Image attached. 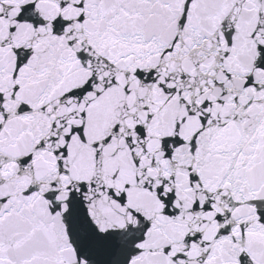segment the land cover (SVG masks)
<instances>
[{
  "label": "snow or ice",
  "instance_id": "snow-or-ice-1",
  "mask_svg": "<svg viewBox=\"0 0 264 264\" xmlns=\"http://www.w3.org/2000/svg\"><path fill=\"white\" fill-rule=\"evenodd\" d=\"M0 264H264V0H0Z\"/></svg>",
  "mask_w": 264,
  "mask_h": 264
}]
</instances>
